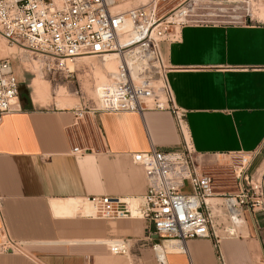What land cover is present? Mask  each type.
<instances>
[{
  "label": "crops",
  "instance_id": "crops-1",
  "mask_svg": "<svg viewBox=\"0 0 264 264\" xmlns=\"http://www.w3.org/2000/svg\"><path fill=\"white\" fill-rule=\"evenodd\" d=\"M260 12L245 23L186 24L175 41L161 43L184 134L206 167L257 149L249 173L264 163ZM34 79L31 97H19L21 110L0 119V244L13 246L0 251V264H155L150 221L94 218L83 204L99 196L141 203L145 172L131 154L182 150L172 113L89 110L74 121V107L35 104ZM240 233L221 238L217 248L210 239H188L183 251L166 252L165 262L255 264L264 246V214L246 212ZM118 239L129 241L128 255L109 253L108 242Z\"/></svg>",
  "mask_w": 264,
  "mask_h": 264
},
{
  "label": "built area",
  "instance_id": "built-area-1",
  "mask_svg": "<svg viewBox=\"0 0 264 264\" xmlns=\"http://www.w3.org/2000/svg\"><path fill=\"white\" fill-rule=\"evenodd\" d=\"M169 0H0V35L32 52L49 53L62 60L82 55L115 54L119 59L111 82L98 90L95 103L74 107V121L89 110L142 112L170 111L183 136L180 151L131 154L146 177V192L132 210V198L91 197L94 218H144L155 236L147 235L155 264H166V242L176 241L180 251L188 239H210L215 248L223 237H240L246 212L264 214V163L256 174L249 167L259 149L238 154L233 166V191H215L212 175L198 158L185 133L183 112L175 105L168 81L172 69L161 51L165 40L175 41L189 22L193 0H183L161 11ZM250 21L248 17L245 22ZM244 22V23H245ZM19 82L7 58H0V119L20 111ZM74 151H79L77 147ZM209 198H218L216 202ZM222 231L223 234L220 232ZM108 251L126 256L130 243L114 240ZM0 244V251L12 249ZM221 264H224L221 260ZM255 264H264L262 255Z\"/></svg>",
  "mask_w": 264,
  "mask_h": 264
},
{
  "label": "rangeland",
  "instance_id": "rangeland-1",
  "mask_svg": "<svg viewBox=\"0 0 264 264\" xmlns=\"http://www.w3.org/2000/svg\"><path fill=\"white\" fill-rule=\"evenodd\" d=\"M181 1L183 0H169L162 4L161 11L172 8ZM193 2L194 10L187 24L244 23L248 17L250 21L258 19L252 15L264 10V0H193ZM43 54L45 55H40V53L32 52L26 48L16 47L0 36V58H7L11 64L19 82L20 99L31 97V81L33 78H39L47 85L49 96L45 103L42 105L35 103L37 105L70 108L77 107L79 101H85L87 106L90 102L96 101V94L94 93L97 81L95 68L100 65V57L94 55L77 56L73 62L59 66L58 60L51 54ZM116 66L117 64H115V70ZM67 100H73V104L67 105ZM224 158L215 166H207L206 168L215 182V191L234 190L232 187L234 183L233 166L238 164L240 156L235 154ZM220 233L223 234L222 231ZM241 233L244 234V232ZM123 258L126 259V257Z\"/></svg>",
  "mask_w": 264,
  "mask_h": 264
},
{
  "label": "bare ground",
  "instance_id": "bare-ground-1",
  "mask_svg": "<svg viewBox=\"0 0 264 264\" xmlns=\"http://www.w3.org/2000/svg\"><path fill=\"white\" fill-rule=\"evenodd\" d=\"M260 13H262V12H260ZM257 15H258V13H257ZM258 18H259V15H258ZM11 44H14V46L19 47V48H26V47L21 46V45H18L16 43H11ZM26 49H28V48H26ZM30 51H32V50H30ZM39 53H40V55H45V54H43L41 52H38V54ZM94 56H98V55H94ZM98 57H100V65H97L96 68H95V76H96L97 81H96V88H95V92L94 93L96 94V101L90 102L92 104L95 103V102H97V100H98V96H99L98 95V90H99V88L102 87L103 85L108 84V83L111 82V77L116 72V70H115V64L118 65V63H119V59L117 58V55H115V54H104V55H101V56H98ZM74 58H76V57H67V58L63 59L62 62H63V64L64 63H67V62L71 63V62H73ZM64 66H65V64H64ZM116 69H117V66H116ZM109 76H111V77L109 78ZM32 86H33V98H34V102L35 103H38V104L45 103L46 100H47V97L49 96L48 91H47L48 90L47 85L45 83H43V81H41L39 78H35L33 80ZM82 102L83 101H79V104H78L77 107L81 106V103ZM66 104L67 105H72L73 104V100H67ZM59 105H61V104H59ZM84 201H89V200L88 199H85ZM208 201L213 202V199L210 198V199H208ZM83 205H86V206H89L90 205L91 206L92 210L88 214H90V215L93 216L94 215V213H93L94 208H93L92 203L91 202L90 203L86 202ZM132 207H133L132 209L134 210L137 207V204L135 206H132ZM85 208L88 209L89 207H85ZM114 242H115L114 240H111L110 242H108V248ZM176 243H177L176 241L166 242L164 250L167 251V252L180 251L181 247H180V245H177Z\"/></svg>",
  "mask_w": 264,
  "mask_h": 264
},
{
  "label": "water",
  "instance_id": "water-1",
  "mask_svg": "<svg viewBox=\"0 0 264 264\" xmlns=\"http://www.w3.org/2000/svg\"><path fill=\"white\" fill-rule=\"evenodd\" d=\"M247 22H249V20Z\"/></svg>",
  "mask_w": 264,
  "mask_h": 264
}]
</instances>
